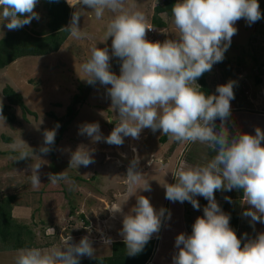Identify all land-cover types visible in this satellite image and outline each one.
<instances>
[{
    "label": "clouds",
    "instance_id": "clouds-1",
    "mask_svg": "<svg viewBox=\"0 0 264 264\" xmlns=\"http://www.w3.org/2000/svg\"><path fill=\"white\" fill-rule=\"evenodd\" d=\"M66 2L76 10L69 24L60 31L76 40L92 39L80 27L84 7L91 9L97 20L102 19L106 11L113 14L101 41L111 38V54L108 47L99 48L94 44L89 58L81 64L84 76L80 77L89 85L99 82L106 87L119 122L107 136L101 133L98 123L82 124L78 134L86 135L93 142L122 146L125 137L139 140L144 129L153 133L159 130L177 142H199L216 153L204 165L180 166L173 174L176 182L163 184L165 198L171 202L187 201L198 210L200 205L195 197L202 196L208 201L203 216L195 219L191 234L182 232L176 236L178 251L173 256V264H264V232L247 239L241 246V239L230 226V214L222 210L214 195L217 190H242L243 204L249 206L242 216L250 217L253 227L256 222L264 223V131L257 127L254 135L230 132V102L235 98L236 81L218 85V95H206L196 83L215 63L224 60L237 33V21L244 19L251 26L262 18L258 0H178L172 6L178 38L163 43L146 39V30L151 28L147 26L144 13L134 6L126 7L125 0ZM37 3L38 0H0V25L18 30L30 25L33 19L39 20L35 11ZM113 57L120 61L119 75L111 71ZM59 127L57 123L53 129L43 132L40 154L47 155L52 150ZM24 144L20 138L11 145L13 150H19L14 161L38 156L29 146L31 152L25 150ZM132 151L134 156L125 177L128 191L134 195L138 189L150 191L151 187L138 170L137 150L133 147ZM94 162L91 150L78 147L71 153L69 164L78 168ZM42 164H30V181L34 188L41 184ZM47 175L52 184L65 182L69 190L75 187V182L64 171ZM224 199L232 202L230 197ZM109 211L113 215L123 214L121 206ZM166 211L164 208L157 211L147 197L137 196L135 206L123 214L119 233L129 256L141 253L153 234L159 233ZM170 216L168 212L167 218ZM102 240L105 245L112 243L110 237L102 236ZM72 241L70 235L63 247L21 248L15 264H79L84 256L98 259L88 235L81 237L78 243Z\"/></svg>",
    "mask_w": 264,
    "mask_h": 264
},
{
    "label": "rangeland",
    "instance_id": "rangeland-1",
    "mask_svg": "<svg viewBox=\"0 0 264 264\" xmlns=\"http://www.w3.org/2000/svg\"><path fill=\"white\" fill-rule=\"evenodd\" d=\"M163 1L125 0V6H134L135 10L143 12L147 26L155 28L152 22L155 8L162 5ZM258 2L262 18L251 26L244 19L237 21V33L232 37L224 60L215 63L211 71L204 73L216 95L218 85L226 84L229 80L236 81L233 89L235 98L230 102V122L236 132L253 135L257 127L264 131V77L258 71L259 63H264V0ZM70 8L72 13L76 10ZM35 11L39 14V20L33 19L30 25L23 28L35 27V23L42 21L37 29L45 30L47 17L39 3ZM112 18L113 14L106 11L103 18L97 20L94 12L84 7L80 27L92 36L91 40L69 37L57 53L46 57L23 58L0 71V106L7 104L3 89L11 86L23 96L28 109V113L24 114L21 107H14L17 122L14 125L0 117V196L17 197L13 215L18 223L27 224L36 234L35 247H63L70 235L74 243L88 235L97 250V258H106L112 255V245L123 241L119 234L123 214L129 213L135 206L138 195H143L157 211L161 208L167 210L159 233L153 234L150 239L157 241V248L149 264H173V256L178 251L175 247L176 236L182 232L191 234L195 219L203 216V208L208 201L202 196L195 197L200 205L198 210L187 201L171 202L165 198L163 184L176 182L173 174L180 166L204 165L216 153L199 142H177L169 138L168 143L163 144L161 138L164 135L159 130L153 133L150 129H144L139 140L125 137L122 146L108 145L103 141L93 142L86 135L78 134L82 124L98 123L101 133L107 136L115 123L119 122L118 112L112 108L106 87L99 82L89 85L81 78L84 76L81 64L89 58L94 44L99 48L108 47L111 54V38L106 42L101 41L104 40L107 24ZM161 18L166 23V28H155L153 35L149 34V29L146 30V39L150 42L163 43L165 40L178 38L179 30L173 22V16L169 18L162 15ZM10 31L14 30L0 25V40ZM110 63L111 71L119 75V59L113 57ZM258 77H261L262 84L257 83ZM69 107H72L74 117H66ZM58 120L61 122L55 138L60 136L66 123L71 121V124L62 131L55 157L47 154L33 156L31 160L14 161L17 154L4 156L8 152L19 154V150H13L11 145L20 138L26 143L25 150L31 152L32 148L38 151L43 145V132L53 129ZM2 136L12 139L13 143L4 142ZM78 147L91 150L95 162L88 167L70 166L71 153ZM133 147L137 150L135 154L140 157L138 170L148 180L151 190L138 189L136 194L131 195L125 176L134 156ZM175 148L177 149L173 153ZM31 163H43L38 188L31 185ZM63 171L75 182L73 190H69L65 182L50 183L48 173ZM214 195L222 210L230 214V217L233 209L239 212L241 222L238 234L242 244L247 239L255 238L257 233L264 232V223L256 222L253 227L250 217L242 216L249 206L240 200L238 190H217ZM226 196L231 198V203L224 199ZM119 206L122 207L123 214L113 215L109 211V208ZM168 212L171 213L170 219L167 218ZM82 215L88 225L81 218ZM102 236L110 237L112 243L105 245ZM17 253L0 252V264H15ZM82 259L91 258L84 256L80 260Z\"/></svg>",
    "mask_w": 264,
    "mask_h": 264
},
{
    "label": "trees",
    "instance_id": "trees-1",
    "mask_svg": "<svg viewBox=\"0 0 264 264\" xmlns=\"http://www.w3.org/2000/svg\"><path fill=\"white\" fill-rule=\"evenodd\" d=\"M177 2L178 0H164L162 5H158L155 8V14L152 21L155 28H166V23L161 16L166 15L171 18L172 6ZM38 3L43 7L47 17L45 30L39 31L37 29V27L43 23L42 21H39L38 23H35V27H22L21 29L6 33L0 40V71L7 69L13 63L23 58L46 57L57 53L69 39L70 35L67 32L60 31L62 27H66L69 24L72 15V9L67 4L66 0H38ZM258 71L260 76L264 77V63H259ZM261 77L257 78L258 84H262ZM198 84L200 87L199 90L204 92L206 95H216L215 91L210 87L205 74L198 79ZM3 95L6 98L7 104L2 105V111H0V114L3 115L4 118H2L8 124L14 125L17 123L14 107H21L24 114L28 113V109L24 104L23 96L16 92L11 86H6L3 89ZM50 115L54 117L53 114ZM68 116H75L73 114L72 107L68 108L66 117ZM60 122L61 120H58V123ZM69 124H71V121L62 127V131L66 130ZM219 124L220 121L217 119V128L219 127ZM228 127L232 134L236 133L230 122V117L228 120ZM62 131L60 136L55 138V144L52 146V150L48 153L51 154L52 157H55L60 137H62L63 134ZM2 138L6 143H13L12 139L4 136H2ZM169 138V136L164 135L161 138V143H168ZM176 149L177 148L172 150V152L174 153ZM35 152L37 155H42L39 153V150ZM16 154L18 155V153L8 152L4 156ZM238 192L241 200L243 198V192L242 190H239ZM16 199V196H9L7 198H1L0 196V252H18L21 248L35 247L36 234L27 224L18 223L13 215ZM236 210L237 209H233L230 226L236 232L238 238L241 239L238 234V227L241 219L238 215L239 212ZM81 218L85 221V224L88 225V221L85 219V216L82 215ZM241 246H243L242 243ZM156 248L157 241L152 239L147 243L141 253L135 256H129L126 252V245L124 242H115L112 245L111 257L82 259L79 261V264H146L152 259Z\"/></svg>",
    "mask_w": 264,
    "mask_h": 264
},
{
    "label": "built area",
    "instance_id": "built-area-1",
    "mask_svg": "<svg viewBox=\"0 0 264 264\" xmlns=\"http://www.w3.org/2000/svg\"><path fill=\"white\" fill-rule=\"evenodd\" d=\"M151 29H149V34H155V28L150 27ZM156 42V41H153Z\"/></svg>",
    "mask_w": 264,
    "mask_h": 264
},
{
    "label": "bare ground",
    "instance_id": "bare-ground-1",
    "mask_svg": "<svg viewBox=\"0 0 264 264\" xmlns=\"http://www.w3.org/2000/svg\"><path fill=\"white\" fill-rule=\"evenodd\" d=\"M151 35H153V34H151Z\"/></svg>",
    "mask_w": 264,
    "mask_h": 264
}]
</instances>
